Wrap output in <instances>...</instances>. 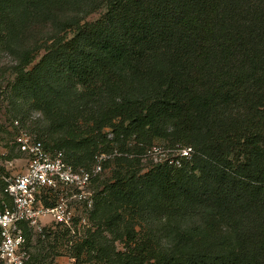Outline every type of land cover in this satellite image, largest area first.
I'll return each instance as SVG.
<instances>
[{
  "label": "trees",
  "instance_id": "trees-1",
  "mask_svg": "<svg viewBox=\"0 0 264 264\" xmlns=\"http://www.w3.org/2000/svg\"><path fill=\"white\" fill-rule=\"evenodd\" d=\"M0 53L46 149L86 169L122 151L77 263L264 264V0H0ZM157 138L191 157L143 171Z\"/></svg>",
  "mask_w": 264,
  "mask_h": 264
},
{
  "label": "rangeland",
  "instance_id": "rangeland-1",
  "mask_svg": "<svg viewBox=\"0 0 264 264\" xmlns=\"http://www.w3.org/2000/svg\"><path fill=\"white\" fill-rule=\"evenodd\" d=\"M104 9L101 7L89 13L84 17V21L92 22L99 19ZM42 54L43 51L38 53L30 67L39 61ZM7 59L5 54L0 53L1 63H6ZM10 79H12L11 76L0 74V181L4 184L9 178L24 173L28 167L29 156L21 153L17 146L16 138L20 133L25 132L31 139L50 143L47 140L48 136L43 134L46 123L42 114L35 110L28 111L23 105L14 106L12 99L15 96L8 90ZM16 120L17 123H15ZM109 136L111 137V134ZM172 142L169 139L157 138L147 145L146 152L141 154L143 171L150 167L151 162L162 161L165 158H178L180 155L176 149L181 145H172ZM111 146L112 148L108 147L99 151L93 159L94 162L86 164L92 168L91 164L101 162V179L109 177L111 169L114 168L112 162L108 166H104V162L108 159L112 161L122 153L119 145L111 144ZM153 148L156 152L152 151ZM99 184V182L91 183L88 189L94 196L102 189V185ZM75 192L74 189L40 190L36 195L35 207L61 206L62 209L70 212L71 220L68 224H63L56 221L53 214L49 213L36 217L35 223L25 220L16 222L15 226H11L9 230L10 237L16 244L10 256L6 254L2 246L5 238L0 231V264H40L41 258H34L37 253H41V257L46 258L43 264H87L77 263L70 256L71 243L83 235L91 225L89 218L92 206L88 207L84 199L74 196ZM3 207H12L11 199L4 192L0 193V208ZM116 245L119 249L123 246L119 242Z\"/></svg>",
  "mask_w": 264,
  "mask_h": 264
},
{
  "label": "built area",
  "instance_id": "built-area-1",
  "mask_svg": "<svg viewBox=\"0 0 264 264\" xmlns=\"http://www.w3.org/2000/svg\"><path fill=\"white\" fill-rule=\"evenodd\" d=\"M16 141L20 152L28 155L29 159L26 171L9 178L3 189L12 199L11 208H0V231L5 238L2 246L8 256L16 245L9 234L11 226H15L16 222L25 220L35 223L36 217L49 213L53 214L56 221L63 224H68L71 220L70 212L62 209L61 206L35 207L36 195L40 190L74 189L76 190L74 196L84 199L86 205L91 207L93 193L88 189L92 181L102 173L101 162H96L90 169L75 168L64 160L62 151H49L41 140L31 139L25 132L20 133ZM152 151L156 152V149L153 148ZM176 151L180 155L178 158H165L162 161L177 167L181 165V159H189L193 152L188 146H179Z\"/></svg>",
  "mask_w": 264,
  "mask_h": 264
}]
</instances>
